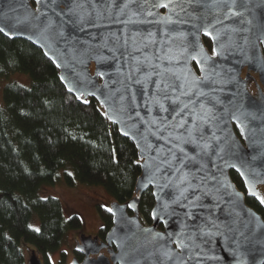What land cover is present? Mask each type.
Returning a JSON list of instances; mask_svg holds the SVG:
<instances>
[{
	"label": "water",
	"instance_id": "obj_1",
	"mask_svg": "<svg viewBox=\"0 0 264 264\" xmlns=\"http://www.w3.org/2000/svg\"><path fill=\"white\" fill-rule=\"evenodd\" d=\"M66 2L56 0L59 4L56 7L52 0H42L38 13L36 0H0V27L8 24L12 28L10 35L1 34L27 40L40 48L57 68L66 91L75 97L85 92L83 98H94L119 134L134 143L137 154L140 152L137 145L145 149L146 158L157 156L158 152L167 153L171 147L167 137L172 129L165 130L159 121L166 118V124L179 123L181 117L176 113L183 104L192 108L189 96L196 91L209 93L211 102L205 98L203 103L216 116L204 126L207 129L204 135L211 137L214 133L219 138L210 141V160L203 162L207 168L202 173L207 180L201 185L211 194L208 202L220 225L216 235L208 237L195 234L194 228L182 229L181 225L187 222L180 209L177 216L167 218V223L154 220L150 215L151 223L144 224L140 202L135 209L126 207L133 196L124 203H110L115 215L109 213L112 225L104 239L79 234L75 249L83 257L81 260L74 257L72 264H264V219L247 205L244 193L230 176V170L235 171L252 196L258 195V185L264 184V0H236L235 11L240 15L227 20L223 15L225 9H218L214 0H200L196 14L201 18L196 23L212 24L220 32L218 37L215 33L205 36L203 30L194 37L190 18L183 13L177 16L165 8L155 9L158 15L131 17L118 7L124 0H77L78 12L87 21L81 22L77 17L69 18ZM168 16L189 22L163 23L161 18ZM130 17L138 22L128 23ZM217 19L223 20V24L215 23ZM208 30L213 32V28ZM149 33L153 35L149 37ZM204 37L219 55H212ZM97 57L107 59L98 63ZM98 67L106 72L104 80L96 75ZM244 68L246 73L242 77ZM251 71L257 74V79ZM205 76L209 80H204ZM158 80L182 86L170 93V100L179 97L172 105L175 112L171 109L169 113L161 112L155 103L161 99L157 95ZM210 81L214 83L205 87ZM70 88L74 90L69 91ZM198 100L201 98L191 96V101ZM163 102L169 106L170 101ZM195 108L199 110V103ZM183 119H189L188 115ZM154 120L156 124L152 123ZM238 123L240 133L241 127L244 129L241 136L234 128ZM149 144L151 149L147 147ZM217 154L223 160L218 159ZM224 160L236 167H224ZM142 172L145 170L140 167L135 196ZM149 174L145 172V180ZM214 174L220 183L214 181ZM224 177L230 187L223 186ZM180 240L186 248L177 247ZM103 249L109 257L100 253ZM27 261L42 264L34 250H30Z\"/></svg>",
	"mask_w": 264,
	"mask_h": 264
},
{
	"label": "trees",
	"instance_id": "obj_2",
	"mask_svg": "<svg viewBox=\"0 0 264 264\" xmlns=\"http://www.w3.org/2000/svg\"><path fill=\"white\" fill-rule=\"evenodd\" d=\"M203 40L211 51L210 40ZM16 72L28 75L30 82H7L0 94V264H28L25 248L34 250L42 264H53L49 253L60 249L68 231H80L82 220L76 214L66 218L58 198L39 195L41 186L55 183L64 171L68 184L101 186L113 201L124 203L135 196L140 167L128 162L138 154L94 98H83L89 101L84 104L66 91L57 68L40 48L0 33V80ZM230 176L243 191L240 176L233 170ZM153 204L147 195L139 203L148 224ZM105 208L97 207L102 239L112 225ZM34 215L38 232L32 226ZM64 258L61 251L60 261Z\"/></svg>",
	"mask_w": 264,
	"mask_h": 264
},
{
	"label": "snow or ice",
	"instance_id": "obj_3",
	"mask_svg": "<svg viewBox=\"0 0 264 264\" xmlns=\"http://www.w3.org/2000/svg\"><path fill=\"white\" fill-rule=\"evenodd\" d=\"M38 8L36 12L39 13V6L42 3V0H36ZM52 3L56 7H59V4L56 3V0H52ZM214 4L218 9H225L223 15L224 20L229 19L232 16L240 15L239 12L235 11L236 0H214ZM200 6V0H124V3L118 5L122 13L128 12L131 14V17H138L140 15L152 16L158 15L155 13L157 8H165L170 12L175 13L179 16L181 13L188 16L192 21L193 36H197L201 30L205 36L215 37L220 35V32L215 30L212 24L204 26L203 24L198 25V21L201 17L196 14V9ZM65 8H67V14L69 18L77 17L81 22L85 21L83 16H80L78 9L80 8L77 0H67L65 3ZM135 9V10H134ZM190 9V10H189ZM55 10V9H54ZM64 9H61L63 12ZM43 15V13H40ZM130 17L128 23H135L138 21L132 20ZM39 18V17H37ZM162 22L165 24H174V23H188V20H172L171 16L161 18ZM51 23V21H49ZM217 24H223V20L217 19L215 21ZM213 28V32H210L208 29ZM12 28L8 24H4L3 27H0V33H5L10 35ZM63 35V32L60 33ZM153 34L149 33V37ZM183 35V34H182ZM212 55L217 56L219 53L216 48H213ZM107 57H97L98 63L102 60H106ZM195 59V57H193ZM210 59V58H205ZM204 61H198V63H203ZM59 66V65H58ZM96 75L100 77L101 80L105 79L106 72L102 67H98ZM63 80L64 77H61ZM204 80H209L208 76L203 78ZM214 81H210L209 84H206L205 87H210ZM105 86H107L105 84ZM157 95L161 97L160 100L155 101L158 104L159 110L161 112L169 113L170 109L172 112H175L176 109L172 107L179 100V97H176L174 100H170V93H175L177 87L172 84L165 83L163 81H156ZM74 89L70 88L69 91ZM78 91V90H77ZM215 91V89H212ZM88 95H95L94 92H87ZM85 92H80L77 95V100H81L84 104H88L89 101L83 99ZM181 95H188L187 92H181ZM191 96H198L201 100L191 101ZM189 96L190 103L192 108L190 109L189 104H183L180 108V111L176 113V116L181 117L179 123L176 124H166V118H162L159 121V124L165 128V130L171 128L172 131L169 132L167 137V143L171 145L168 148L166 154L161 155L159 152L157 156L147 157L145 156V149L137 145L140 148L137 159H129V165H135L136 167L144 168L145 172L150 173L145 180V172L141 173V178L136 184V191L138 195L133 197L131 203L126 205L129 209H135L137 203L145 196H149L154 200V206L150 213L151 217L154 220L167 223V218L169 216H177V209H180L183 212V220L187 223L181 225L183 228H194L197 235L204 236H213L219 232L220 225L216 223V220L213 215V206L209 205L210 192L204 190L201 185L207 180L205 175L202 173L206 172L207 165L203 163L204 161L210 160L208 155L210 149H212V144L210 141L218 140L219 138L213 133L211 137L204 135V132L207 130L204 126L210 122V120H215L216 116L211 108H206L203 100L208 99L209 103L212 100L209 93L203 91H196L191 93ZM123 99V97H121ZM163 101H170L169 106L166 107ZM219 103V101H216ZM199 103L200 108L197 110L195 104ZM203 113V114H201ZM185 114L188 115L189 119H183ZM139 116V113H137ZM175 116L173 120H175ZM236 119L235 116L232 117ZM191 120V124H189ZM153 124L157 122L152 121ZM240 127L239 123L237 124ZM178 131V134L173 135L172 132ZM244 134V129L241 127V135ZM127 135V133H125ZM161 135H163L161 133ZM151 149V145H147ZM115 152V150H114ZM218 156V159H222V156ZM114 160L118 161L117 156H113ZM216 166V165H214ZM224 167H233L235 164H230L227 160H224ZM218 170L219 167L217 166ZM243 175V173H241ZM213 179L216 183L220 181L213 175ZM223 186L230 187L227 183V178L224 177ZM254 194V193H253ZM261 203H264V200H261ZM105 210L108 213L115 215V211L112 207H106ZM206 213V215H205ZM71 219V217H69ZM29 227H32L31 225ZM39 231V229H35ZM159 235V234H157ZM170 235V234H169ZM179 235V234H177ZM247 239V237H245ZM237 247H239V241H236ZM177 247L184 249L187 245L184 244L183 240H180L177 243ZM165 256H168V253H164Z\"/></svg>",
	"mask_w": 264,
	"mask_h": 264
},
{
	"label": "rangeland",
	"instance_id": "obj_4",
	"mask_svg": "<svg viewBox=\"0 0 264 264\" xmlns=\"http://www.w3.org/2000/svg\"><path fill=\"white\" fill-rule=\"evenodd\" d=\"M243 72L244 71H242V77L244 76ZM7 82H16L21 85H28L30 78L28 75L23 73L16 72L10 74L7 78L0 80V94L2 92V86ZM251 90L253 92L255 91V85L253 83L251 84ZM67 171L71 174L70 170ZM258 191L262 195L264 193V186H258ZM39 195L42 197L53 196L58 198L63 205L64 215L66 218L70 215L76 214L82 220L81 230L68 231L60 249L49 253L50 261L53 264H58L60 260V253L61 251H64V262L67 263L69 261L70 263L72 260L71 255L75 250L76 240L79 234L85 233L97 235L99 228L102 226L101 217L98 213L97 207H109L113 199L101 186L83 184L79 181H75L73 185L68 184L64 177V171L59 173V177L56 179L55 183L41 186L39 189ZM141 219L144 224H148L142 215ZM32 226L36 228L39 226L37 215H34L33 217ZM101 252L108 256L104 249L101 250ZM24 253L26 259L28 260L30 253L26 248L24 249Z\"/></svg>",
	"mask_w": 264,
	"mask_h": 264
},
{
	"label": "flooded vegetation",
	"instance_id": "obj_5",
	"mask_svg": "<svg viewBox=\"0 0 264 264\" xmlns=\"http://www.w3.org/2000/svg\"><path fill=\"white\" fill-rule=\"evenodd\" d=\"M263 54H264V47H263ZM243 73L245 74L246 73V69L244 68L243 69ZM256 79H257V74L256 73H254V72H250ZM235 127V131H236V129L237 130H239V132H240V129H239V127L237 126V125H234ZM241 134V133H240ZM258 186H264V184H262V185H258ZM243 188H244V190L242 191V190H240V191H242L243 193H244V197H245V202H246V199L249 201V203L250 204H247L248 206H250L251 208H253L254 209V206H256V208H258V210L255 208L254 210L264 219V203H261V200H264V193L261 195L260 193H259V191H258V187H257V191H258V195H256V196H252V195H249L248 193H247V191H246V188H245V186H244V184H243ZM92 235H94V234H92ZM98 235V234H97ZM100 239H102L101 237H100ZM105 250V252L108 254V256L107 255H105V254H103L102 252H100L101 254H103V255H105V256H107V257H109L110 256V254L107 252V250L106 249H104ZM77 253H79L82 257H83V255L79 252V251H76V249L73 251V253H72V259L74 258V257H76L77 259H78V256H77ZM82 259V258H81ZM81 259H78V260H81ZM58 264H72V260H71V262L69 263V261L67 262V263H65V262H61L60 260H59V262H58Z\"/></svg>",
	"mask_w": 264,
	"mask_h": 264
}]
</instances>
